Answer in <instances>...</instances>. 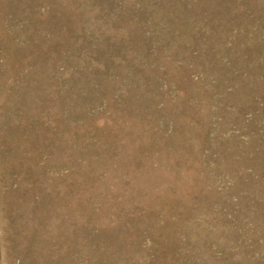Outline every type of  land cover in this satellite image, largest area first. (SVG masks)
<instances>
[{
	"label": "rangeland",
	"instance_id": "obj_1",
	"mask_svg": "<svg viewBox=\"0 0 264 264\" xmlns=\"http://www.w3.org/2000/svg\"><path fill=\"white\" fill-rule=\"evenodd\" d=\"M0 264H264V0H0Z\"/></svg>",
	"mask_w": 264,
	"mask_h": 264
}]
</instances>
